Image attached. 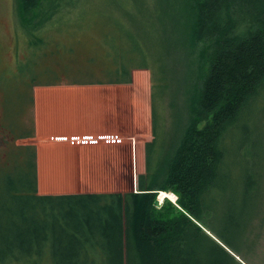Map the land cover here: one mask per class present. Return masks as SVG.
I'll return each mask as SVG.
<instances>
[{"label":"trees","instance_id":"16d2710c","mask_svg":"<svg viewBox=\"0 0 264 264\" xmlns=\"http://www.w3.org/2000/svg\"><path fill=\"white\" fill-rule=\"evenodd\" d=\"M17 11L29 48L17 71L0 70V264H239L204 227L232 245L208 219L218 191L233 175L243 194L260 187L237 168L262 148L252 111L264 96V0H18ZM81 49L94 58L77 62ZM134 68L152 71L137 191L40 193L37 148L17 142L35 135L34 87L73 73L90 79L72 83L126 84ZM167 189L173 216L155 206Z\"/></svg>","mask_w":264,"mask_h":264},{"label":"rangeland","instance_id":"374dc122","mask_svg":"<svg viewBox=\"0 0 264 264\" xmlns=\"http://www.w3.org/2000/svg\"><path fill=\"white\" fill-rule=\"evenodd\" d=\"M17 2L18 0H0V70L8 68L12 72L17 71L18 60L25 59L29 48L28 34L20 25ZM43 6L47 9L48 2ZM238 7L237 1L236 9ZM100 12L103 13L102 10ZM203 47L204 45L201 48ZM79 53L77 62H87L88 58H94L90 54L87 55L83 49ZM107 62L103 61L102 67L98 66L99 73L102 72L103 64ZM56 65L62 70L63 65H68L67 60L62 59ZM99 73L92 78L107 80V77ZM87 74L73 73L69 76L65 74L56 85L34 87L35 105L32 113L36 126L35 135L17 142L35 144L37 148L40 193L137 191L138 175L146 171V144L153 139L152 71L147 68H134L131 71V82L126 84L71 82L88 81L90 78L86 77ZM59 77L58 74L50 76ZM63 93L69 95L67 96L69 98L63 96ZM184 97V94H181L180 101ZM171 98L165 94L162 98L167 110L173 101ZM183 102H180V105L186 111ZM175 103L179 104L176 101ZM84 107L87 112L76 111V108L82 111ZM253 110L252 114L255 113L253 141L256 146L260 144L262 148L258 147L255 150L254 159L239 158L237 171L241 174L242 167L247 166L248 173L256 182L259 181L260 187L243 194L235 182H239L240 175H233L227 185L218 191V202L214 213L210 214L208 219L218 232L230 238L231 247L223 243L215 232L204 227V230L219 241L239 264H264V96ZM59 115H62V118L58 117ZM60 124L66 125V128L54 126ZM204 124L205 122H202L201 126ZM68 125L71 128H67ZM56 130L78 131L79 133L73 134L95 135L94 138L105 133H115L119 135L120 141L106 143L101 138L96 144L59 142L52 139L54 136L52 134ZM233 164L235 165V162ZM257 190L262 194L259 203ZM162 191L172 193L175 199L166 197L162 199L161 206L156 207L164 209L166 207V214L173 216L181 209L178 195L172 189L159 190L157 198ZM256 204L259 209L256 214L255 212L252 214ZM249 217L251 222L247 227V239L243 240L241 237L238 238L236 233L243 228Z\"/></svg>","mask_w":264,"mask_h":264},{"label":"built area","instance_id":"2783aa9c","mask_svg":"<svg viewBox=\"0 0 264 264\" xmlns=\"http://www.w3.org/2000/svg\"><path fill=\"white\" fill-rule=\"evenodd\" d=\"M95 136L91 135H80V134H74L69 136H52V139L55 141H64L69 142L72 144L76 143H97L98 139L105 141L106 143H113L116 141H120V137L118 134L115 133H105L102 136L98 138H94Z\"/></svg>","mask_w":264,"mask_h":264},{"label":"crops","instance_id":"0c3cea01","mask_svg":"<svg viewBox=\"0 0 264 264\" xmlns=\"http://www.w3.org/2000/svg\"><path fill=\"white\" fill-rule=\"evenodd\" d=\"M63 96H65V97H67V96H69V95H67V94H65V93H63ZM67 98H69V97H67ZM85 103H86V101H85ZM76 111L78 112V113H85V112H87V110L85 109V107H84V109L81 111L80 109H78V108H76ZM58 117H60V118H62V115H59ZM72 117V115L68 118V122L70 121V118ZM104 119V117L102 118V120ZM66 120H67V117H66ZM99 121H101V118L99 119ZM66 124H70V123H66ZM83 124H85V125H88V124H86V123H83ZM84 125V126H85ZM50 126H52V125H50ZM54 126H57V127H61V129H65L66 127V125H63V124H60V125H54ZM67 128H71V126L70 125H68L67 126ZM57 131V132H56ZM55 132H54V134H52V135H54V136H69V135H74L73 133H76V132H78V131H76V132H72L71 130V132L70 131H64V130H56ZM79 133V132H78ZM81 134H85V133H81ZM93 136H95V135H93ZM96 144V143H95Z\"/></svg>","mask_w":264,"mask_h":264},{"label":"bare ground","instance_id":"6f19581e","mask_svg":"<svg viewBox=\"0 0 264 264\" xmlns=\"http://www.w3.org/2000/svg\"><path fill=\"white\" fill-rule=\"evenodd\" d=\"M53 187V186H52ZM166 197H170V198H172V199H175V195H172V193H168V192H166V191H162L161 192V194H160V198L161 199H164V198H166ZM177 198V197H176Z\"/></svg>","mask_w":264,"mask_h":264},{"label":"water","instance_id":"95a60500","mask_svg":"<svg viewBox=\"0 0 264 264\" xmlns=\"http://www.w3.org/2000/svg\"><path fill=\"white\" fill-rule=\"evenodd\" d=\"M161 204H162V199H160V197H159V198H157V199L155 200V206L160 207Z\"/></svg>","mask_w":264,"mask_h":264}]
</instances>
